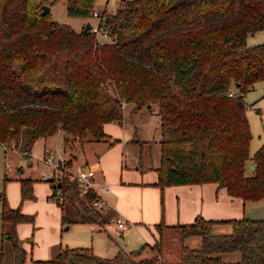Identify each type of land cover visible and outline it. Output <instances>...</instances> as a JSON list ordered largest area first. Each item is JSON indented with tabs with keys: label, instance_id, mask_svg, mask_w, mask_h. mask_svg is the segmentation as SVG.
<instances>
[{
	"label": "trees",
	"instance_id": "obj_1",
	"mask_svg": "<svg viewBox=\"0 0 264 264\" xmlns=\"http://www.w3.org/2000/svg\"><path fill=\"white\" fill-rule=\"evenodd\" d=\"M95 1L65 0L66 13L93 17ZM54 2L0 0V144L28 157L37 138L58 130L64 146L101 139L113 143L117 139L104 131V123L121 122L126 105L133 110L155 105L160 188L216 182L242 201L264 197V142L250 155L244 98L264 79V41L246 42L251 31L264 29V0H120L115 12L102 9L94 17L113 38L109 42L84 28L89 20L75 29L54 20L51 11L41 14L44 4L51 10ZM228 87L234 95H228ZM247 161L253 166L250 174ZM67 163L62 160L57 182L51 176L49 197L62 212L66 204L80 221L100 223L103 214L91 204L93 193L80 194L77 180L63 174ZM19 184L21 199L32 198L33 179L20 177ZM2 198L3 238L10 242L14 264H25L30 256L14 227L33 217ZM62 219L68 220L64 214ZM226 221L227 233L214 231L220 221L200 215L179 225L183 238L199 236L200 246L183 245L175 264H264V219ZM164 226L156 224L159 234ZM160 245L158 237L152 245L155 257L138 259L145 245L108 257L88 246H64L51 261L161 264ZM225 253H238L237 259L224 260Z\"/></svg>",
	"mask_w": 264,
	"mask_h": 264
},
{
	"label": "rangeland",
	"instance_id": "obj_2",
	"mask_svg": "<svg viewBox=\"0 0 264 264\" xmlns=\"http://www.w3.org/2000/svg\"><path fill=\"white\" fill-rule=\"evenodd\" d=\"M119 4L120 0H96L94 8L96 10H102L107 5L108 8L112 9L117 8ZM50 11L54 20L68 23L75 29H80L87 20L92 23L96 21L92 16L86 18L68 16L65 9V0H55ZM263 41L264 31H258L254 35H248L246 40L248 45ZM244 98L247 103L246 116L252 134L249 145V152L252 155L264 142V79L255 82L245 93ZM107 124L109 127L106 126L105 128L110 131H106V133L112 139H117L113 143L101 139L90 142L85 141L82 145L76 141L71 145L64 146L61 132L56 131L50 137L37 138L32 145L28 157L22 155L14 147H8L6 149L0 144V253L2 254L3 264H14V262L10 242L3 238L2 235V197L5 198L9 206L13 208L20 207L23 213L33 217L32 221L20 222L14 227L18 241L30 256V259L28 258L25 264L31 263V256L34 258L35 256L39 257L42 259L40 262L56 264V262L51 260L60 247L88 246L92 248L93 244L98 245L109 239L108 234L105 232L102 236L100 232L93 230V227L89 223L80 221L78 212L73 207L65 204L62 212L61 206L57 204L56 200L49 197L53 191V187L48 179L54 176V182H57V178L61 176L63 171L60 170L59 165L56 168H53L52 165L56 162L58 163V160H62L63 158L64 162L70 160V163L65 164L63 167L66 173L75 172L82 163H85V158H88L89 164L92 166L90 160L96 157L100 148H120V146L115 147V144L119 141V137L122 139V148H126L124 160L127 166L134 163L138 168L145 169L159 165L160 118L154 107L152 110L146 106H142L138 110L131 111L127 106L123 110L122 122L111 121ZM65 147L66 153L64 152ZM45 152L51 155V163L44 161ZM7 166H10V168ZM250 169L251 164L247 161L246 172L248 174H250ZM53 170L55 171L54 173L52 172ZM65 172L63 174L67 175ZM44 175H47V177L43 178ZM20 177H30L33 179L32 198L21 199ZM259 209L263 211L264 215V208H257V210ZM102 213L103 217L99 227L103 225L115 239L116 237L118 239L122 238L121 234H116L115 229H113L115 220L110 219V215L105 213V211H102ZM62 214L66 215L68 220H63ZM226 227L220 228L219 226H215L214 231L227 233L230 230V226ZM7 228H9V224L5 225V230ZM112 231L114 232L112 233ZM131 238H129L128 243L132 240ZM180 240V231L177 230V235L174 231L166 233L162 241L164 264H167L168 261H180ZM185 242L193 247H199L200 237L190 236ZM123 244L125 243L122 241ZM92 250L94 252L93 248ZM237 254L225 253L223 259H237ZM155 255L154 250L151 252L149 248H146L138 258H150L155 257Z\"/></svg>",
	"mask_w": 264,
	"mask_h": 264
},
{
	"label": "crops",
	"instance_id": "obj_3",
	"mask_svg": "<svg viewBox=\"0 0 264 264\" xmlns=\"http://www.w3.org/2000/svg\"><path fill=\"white\" fill-rule=\"evenodd\" d=\"M259 31L262 32L264 29ZM257 32L255 31L249 35H254ZM127 106L131 111L133 110L131 105ZM153 107L157 109L155 105L148 108L153 110ZM107 123H104L103 126L105 132L110 131L105 128L106 126L109 127ZM61 135L63 138L62 132ZM118 146L120 148H100L96 157L90 160L92 166L89 164L88 158H85V163H82V165L85 164L95 170L97 179L104 180L111 185V192L106 196L108 204L100 209L101 213L105 211L113 221L115 216H121L126 222L124 228H118L115 222L113 224L116 234L120 233L122 236L119 239L111 236L103 225L99 227L101 223H89L93 227L92 229L100 232L102 236L104 232L109 236V241H103L98 245L93 244L92 248L97 255L113 256L120 249L128 251L145 245L146 247L138 255L140 256L146 248H149L152 252L153 243L160 237L161 245L158 256L161 264H164L162 241L167 232L174 231L177 235V230L180 231V256H182L183 245L195 248L185 242L190 236L184 239L179 225L192 222L198 215L220 221L217 224L220 228L230 226L226 220L243 216L264 219L263 211L257 210V208H264V197L255 201H242L238 197L230 196L225 188L218 187L216 182L176 184L160 188L157 185L156 166L145 169L138 168L134 163L127 166L124 160L126 148H122L120 137L118 143L115 144V147ZM64 152L66 153V148H64ZM45 155H47L46 152ZM62 160L60 164H62ZM160 221L165 225L161 229V234L156 228V224ZM130 237H132V240L128 243ZM122 241L125 244L122 245ZM31 257L33 261H39L32 264H48V262H40L42 259L39 257ZM175 263L178 262H167V264Z\"/></svg>",
	"mask_w": 264,
	"mask_h": 264
},
{
	"label": "built area",
	"instance_id": "obj_4",
	"mask_svg": "<svg viewBox=\"0 0 264 264\" xmlns=\"http://www.w3.org/2000/svg\"><path fill=\"white\" fill-rule=\"evenodd\" d=\"M102 9H105L107 12H115L116 8H108L107 5H105ZM101 16V10H94L93 11V17L99 18ZM91 30L95 34V38L98 41H112L113 38L108 34L107 31H105L103 28L98 26L97 23L91 25ZM228 95L232 96L235 94V89L233 87H228L227 89ZM122 106H125L124 101H122ZM6 148V147H5ZM7 149V148H6ZM44 161L51 163V155L47 154L44 156ZM53 168L58 167V163L52 164ZM10 168V166H7ZM55 170V169H54ZM52 171L53 173L55 171ZM71 179H76L78 182L79 192L82 195H86L88 193H93L94 199L92 200V206L98 209H102L105 205L108 204L107 201V194L111 192V185L110 183L97 179L96 172L93 168L87 166V165H81L79 166L75 172L66 173ZM47 175H44L43 178H46ZM118 228H124L126 225L125 220L121 216H115L114 218Z\"/></svg>",
	"mask_w": 264,
	"mask_h": 264
},
{
	"label": "water",
	"instance_id": "obj_5",
	"mask_svg": "<svg viewBox=\"0 0 264 264\" xmlns=\"http://www.w3.org/2000/svg\"><path fill=\"white\" fill-rule=\"evenodd\" d=\"M50 11V6L47 5V4H44L42 6V11H41V14H46ZM86 30L90 29L91 28V23L89 21L86 22L85 24V27H84ZM254 32H250V34H253ZM61 160H58V165L60 166L61 164ZM251 168H253V166H251ZM49 180H51V177L48 178ZM57 186H59V184H57Z\"/></svg>",
	"mask_w": 264,
	"mask_h": 264
}]
</instances>
